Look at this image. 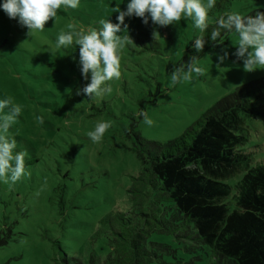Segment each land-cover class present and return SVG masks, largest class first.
Instances as JSON below:
<instances>
[{
    "label": "rangeland",
    "instance_id": "rangeland-1",
    "mask_svg": "<svg viewBox=\"0 0 264 264\" xmlns=\"http://www.w3.org/2000/svg\"><path fill=\"white\" fill-rule=\"evenodd\" d=\"M126 4L127 0H80L77 9H58L55 24L50 19L44 32L31 38L26 28L0 10V98L7 96L21 106L10 134L17 140V150L26 152L28 173L14 184L0 181V229L14 221L11 238L0 247V264H52L48 233L40 218L52 215L48 199L59 194L60 184L66 187V212H71L70 219L63 220L69 226L65 233L75 240L88 238L103 216L131 205L126 190L131 176L140 170L132 150L134 134L145 142L170 140L233 88L264 76V69L244 70L243 61L234 55L236 37L231 34L217 48L196 57L193 62L202 68L200 74L173 86L170 73L185 64L183 53L197 34L191 21L182 19L172 28L155 29L158 50H142L134 43L122 51L121 76L108 82L110 93L95 99L77 95L76 89L87 83L73 59L78 58V46L51 53L49 46L68 23L85 28L98 27L100 18L115 23L118 13L112 8L125 10ZM263 5L264 0H236L232 6L247 12ZM136 18L125 17L130 38ZM225 52L221 62L218 56ZM141 111L153 120L152 126L143 124ZM100 121L111 126L93 143L87 133ZM246 123L248 142H260L264 121L253 117ZM262 157L256 155L254 160ZM151 240L177 248L182 262L190 258L176 238L153 234ZM76 251L88 254L85 247ZM198 251L202 252L198 262L203 264L205 254Z\"/></svg>",
    "mask_w": 264,
    "mask_h": 264
},
{
    "label": "trees",
    "instance_id": "trees-1",
    "mask_svg": "<svg viewBox=\"0 0 264 264\" xmlns=\"http://www.w3.org/2000/svg\"><path fill=\"white\" fill-rule=\"evenodd\" d=\"M235 1L217 0L210 27L216 17L233 11L264 12V5L242 12L232 6ZM164 27L137 17L131 39L142 50L156 51L161 44L153 30ZM231 34L224 33L219 43L205 35L201 53L191 47L194 35L182 59L217 48ZM253 117L264 121V76L233 88L170 140L145 142L134 134L140 170L126 190L131 205L103 216L88 238L65 233L69 226L63 220L71 212L60 184L59 194L48 199L52 215L40 218L52 264H200L199 249L203 264H264V157L254 160L264 154V138L248 142L246 119ZM7 224L0 229V247L11 238L14 221ZM153 234L176 238L190 258L182 262L177 248L151 240ZM81 247L86 256L76 251Z\"/></svg>",
    "mask_w": 264,
    "mask_h": 264
},
{
    "label": "clouds",
    "instance_id": "clouds-1",
    "mask_svg": "<svg viewBox=\"0 0 264 264\" xmlns=\"http://www.w3.org/2000/svg\"><path fill=\"white\" fill-rule=\"evenodd\" d=\"M80 0H0V10L9 19L27 29V37L34 33H42L45 23L50 19L55 24L58 9H77ZM217 0H127L126 9L119 6L112 8L117 12L116 22L109 18H100L98 27H77L73 23L66 25L67 30L57 33L49 53L78 46L76 60L80 74L87 83L76 89V94L83 93L90 99L102 97L111 92L109 81L119 80L121 76V53L126 47L136 46L127 33L125 17L142 18L148 24L166 26L183 20L191 21L192 28L198 33L193 38L191 47L196 53L204 48L205 35L212 42L223 40L224 33H233L236 37L234 55L243 61L245 71L264 69V12L255 15H242L230 12L215 18V25L210 27V12L216 7ZM123 25V27H122ZM158 33L154 30L153 36ZM196 55H190L183 66L174 67L170 73V83H177L200 74L202 68L193 61ZM227 57L218 56L222 62ZM21 114V106L11 98H0V181L16 183L26 176V152L17 150V140L10 134V128L17 122ZM144 125L152 126L153 120L143 111L140 113ZM38 121L42 120L37 116ZM110 122L100 121L94 129L87 133L91 142L100 141L109 129Z\"/></svg>",
    "mask_w": 264,
    "mask_h": 264
}]
</instances>
